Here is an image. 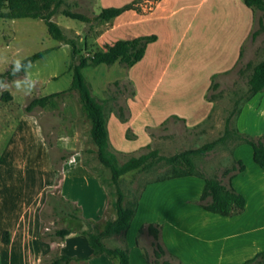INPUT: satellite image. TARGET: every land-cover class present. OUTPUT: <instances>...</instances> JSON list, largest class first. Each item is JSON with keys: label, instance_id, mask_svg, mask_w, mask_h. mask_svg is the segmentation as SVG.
<instances>
[{"label": "rangeland", "instance_id": "obj_1", "mask_svg": "<svg viewBox=\"0 0 264 264\" xmlns=\"http://www.w3.org/2000/svg\"><path fill=\"white\" fill-rule=\"evenodd\" d=\"M131 1L62 0L51 16L63 34L61 39L51 37L44 20L40 18H0V73L11 67V62L17 57L25 58L42 49L54 48L32 64L30 73L37 83L31 92L26 94L12 84L15 79L22 78L23 72L5 79L4 83L9 84V87L0 90V150L9 128L26 113L24 108L31 99L64 91L45 107L37 106L29 114L34 115L42 126L50 160L61 169L64 163L62 157L66 158L65 161L75 157L97 178L116 215L115 204L118 200L124 207H134L141 191L147 185L156 183L150 181L169 176L175 169L193 171L195 174L202 172L207 177L225 181L224 172L239 166L233 150L241 142L240 145L245 147L242 148L243 161L250 159L247 153L251 148L243 141L242 134L254 139L264 135V128L246 131L241 130L239 123L242 109L252 97L246 81L252 67L264 60L263 11H251L250 27L241 43V56L234 62L233 54L229 51L235 47L236 39L232 25L228 24H232L233 16L240 9L238 5H243L242 0H237L239 4L235 0H162L163 3L161 0H137L134 9L109 21L81 22L62 13L63 10H69L93 18L103 7L121 6ZM192 15L195 18L187 29ZM206 23H210V31L203 42L197 30ZM145 34H156L160 36L161 42L156 48H152L154 43L149 44L147 49L152 52L149 51L150 54L148 52L132 67L115 62L81 69L91 95L102 105L108 120L114 117L121 123L127 122L124 129L118 122L114 124V129L110 124L112 140L109 139L108 149L114 153L118 166L131 157L157 151V155L147 164L122 174L114 183L109 168L98 159L97 147L90 134L91 119L84 109L80 93L71 88L73 65L81 57L102 48L104 43ZM72 43L78 49L77 54L72 53ZM173 49L176 52L174 60L178 65L166 69ZM205 85L201 96L202 106L209 105L206 114L193 122L176 114L190 111ZM3 91L11 96L10 100H5ZM171 110L176 113L166 115ZM138 111L142 114L138 115ZM226 121L227 131L224 129ZM210 141H215L211 148L193 151ZM166 157L174 159L168 162ZM185 159L190 161L192 167L186 164ZM65 175L66 191L75 192L78 181L75 166H69ZM199 179L195 176L189 180L168 181L157 186L156 189L162 192L158 190L155 197H151L150 193L146 202L162 208H166L168 203H177L180 219H184L188 214L181 208L188 204L198 205L199 197L192 199L198 194ZM58 189V185L53 184L51 191L60 195ZM170 192L172 194L167 195ZM70 203L64 205L60 202V206L78 214L80 208ZM51 207L50 203L44 202V234L60 227H68L75 232L96 233V230H102L107 222L112 221L108 219L96 223L63 215L52 216ZM207 213L211 218H223L218 214ZM124 233H109L101 239L108 248H124L121 246ZM59 240L52 237L51 248L54 253H58L55 241ZM156 242L146 229L136 237V243L145 253L148 264H162L163 259L170 264H178L167 252L161 259L155 260L153 251ZM68 252L73 251L68 249Z\"/></svg>", "mask_w": 264, "mask_h": 264}, {"label": "crops", "instance_id": "obj_2", "mask_svg": "<svg viewBox=\"0 0 264 264\" xmlns=\"http://www.w3.org/2000/svg\"><path fill=\"white\" fill-rule=\"evenodd\" d=\"M235 3L239 4L237 0ZM239 6L240 9L233 16L232 24H228L232 25L236 39L235 47L229 51L233 54L232 62L238 59L242 40L249 30L252 19V10L244 4L238 5V8ZM194 18L193 15L190 16L187 29ZM220 21L222 25V18ZM209 31L210 23L197 30L203 42L206 41L205 36ZM157 37L158 40L153 42L152 48H156L161 42L160 36ZM147 48L144 57L149 51L152 52ZM174 51L175 49L170 51L166 69L172 66L176 68L178 65L174 60L176 53ZM206 86L199 93V99L190 111L184 114L171 110L166 115L176 113L190 122L204 116L209 108L208 104L202 106L201 95L204 94ZM138 112L140 115L141 112ZM116 122L123 129L127 123H121L111 117L107 121L110 140H112L110 124L114 129ZM239 123L241 130L264 128V90L254 94L243 107ZM240 144L234 148L233 156L236 162L238 160L243 162L245 169L237 173L231 183L245 197L244 211L230 217L222 216V219L211 218L207 213L209 211L198 205L188 204L181 208L188 215L180 219V208L177 203L171 202L166 208H162L159 205L155 207L153 204H147L146 200L150 193L151 197H155L159 190L156 189L157 186L173 180H189L195 176L172 178L147 185L138 197L136 212L124 233V243L121 244L129 248V264H147L141 247L136 243V237L139 230L145 229L149 223L161 226V237L167 250L177 255L185 264H242L264 249V171L253 161L250 145L251 151L247 153L250 159L243 161L242 148L245 147ZM73 165L77 171L78 181L75 192L70 193L65 189L67 179L65 171ZM55 176L57 174L51 165L49 146L42 126L34 115L22 114L9 128L0 150V264H41L42 258L52 252V241L41 237L44 222L40 217V211L44 206L47 192L52 190ZM201 179L197 181L198 194L192 200H196L202 192L204 181ZM59 194L80 208L77 215L81 221L97 223L116 219L117 215L108 203L105 190L94 174L75 157L62 164ZM171 194L172 192L167 193ZM3 231L9 233L8 243L2 241ZM59 239L55 241L58 246L57 254L91 256L89 264H116V259L107 253L92 256L93 249L85 234L73 232ZM68 249L73 252H68Z\"/></svg>", "mask_w": 264, "mask_h": 264}, {"label": "trees", "instance_id": "obj_3", "mask_svg": "<svg viewBox=\"0 0 264 264\" xmlns=\"http://www.w3.org/2000/svg\"><path fill=\"white\" fill-rule=\"evenodd\" d=\"M62 0H0V18L3 19H15V18H40L44 20L47 31L51 37L56 39L63 38V34L60 28L51 20V16L56 11L57 7L61 4ZM137 0H132L129 3H125L121 6H107L103 7L98 15H95L93 18L86 16L83 13L63 10L62 13L71 18L81 22H91V21H109L115 17L121 15L125 11L132 10L135 7ZM242 3L253 9H260L264 13V0H242ZM156 34H145L138 35L131 38L117 39L112 43H104L102 48L94 51L92 54L81 57L78 60V63L73 65V79H72V89H77L80 93L81 100L85 111L87 112L88 117L91 119V138L93 143L97 147V156L104 166L109 168L111 172L112 181L117 182L118 178L131 170L138 169L145 164L154 156L157 155V151L152 150L146 154H142L138 157H131L128 161L123 163L121 166H118L116 157L109 148V135L107 128L108 116L102 110V105L95 101L93 96L90 93L89 86L84 81L81 74V69L87 66L98 65V64H107L111 65L115 62L123 64L126 67H132L135 63L140 61L145 54L146 48L150 43H153L157 40ZM72 53L77 54L78 49L75 44L72 43ZM54 48L42 49L38 52H35L27 57L25 60L33 64L37 59L41 58ZM241 56V50L239 52L238 58ZM11 67L7 70L0 73V79H3V82L7 78H11L13 75L10 74ZM23 72V70L21 71ZM215 75V74H214ZM248 90L252 96L262 90H264V60L258 62L252 67L251 73L247 79ZM54 92L41 97H34L31 101L25 106L24 110L26 113H30L35 107H45L48 105L51 100L57 95L63 93ZM5 100H10L11 96L3 91ZM225 131H227V121L225 123ZM238 131H235L237 133ZM243 141L251 146L252 148V158L256 165H258L264 171V135L262 138L254 139L248 134H242ZM215 144V141H210L202 146L193 149L194 152H201L211 148ZM174 157H166V160L172 162ZM62 160H66L65 157H62ZM186 164L189 167H192L190 161L185 159ZM238 168L228 169L224 172L226 180H220L217 178H211L204 175L202 172H197L196 174L193 171H178L175 169L174 173L156 179L150 182L163 181L172 178L184 177V176H198L203 179L204 186L202 192L199 196L197 204L206 211H209L214 214H218L224 217H230L234 215L241 214L244 211L245 207V197L238 192L232 186V179L239 172H243L245 166L241 160L237 161ZM52 168L57 174L55 185H60L61 180V169L56 166L55 163L51 161ZM59 191V189H58ZM58 193V192H57ZM55 191H49L46 194V203L51 204L52 216H67L72 219L80 220L81 218L70 211L65 210L60 206L62 204H69L70 201L62 198L61 195H58ZM71 204V203H70ZM117 207V216L116 219L107 222L104 225L102 230H96V233L80 231V233L85 234L90 246L92 247V256H98L102 253H107L112 257L117 259V264H129V248L128 247H114L108 248L105 246L101 238L106 236L109 233H118L121 231H126L130 225V222L136 212L137 202L134 207H124L121 205V201L116 202ZM40 217L43 221L45 218L42 215V209L40 211ZM89 222V221H88ZM47 227V226H45ZM145 229L149 234L152 235L153 239L157 241L155 243V249L153 251L155 260L162 258L164 253L176 259L178 264H185L182 260L175 254L169 252L164 245L161 237V226L159 224L149 223L146 225ZM143 230L140 229L139 233ZM72 229L68 227L56 228L52 233L41 232V237L44 240L52 241V237L64 238L69 234L73 233ZM49 238V239H48ZM2 241L4 243L9 242V233L8 231H3ZM144 259L147 262V257L143 252ZM90 257H77L67 254H57L49 252L46 256L42 258L41 264H74L82 262L81 264H87V260ZM162 264H170L166 259L162 260ZM242 264H264V249L255 253V255L249 259H246Z\"/></svg>", "mask_w": 264, "mask_h": 264}, {"label": "clouds", "instance_id": "obj_4", "mask_svg": "<svg viewBox=\"0 0 264 264\" xmlns=\"http://www.w3.org/2000/svg\"><path fill=\"white\" fill-rule=\"evenodd\" d=\"M32 68L31 62L25 60L23 57H17L11 62V71L10 74L15 76L17 73H20L23 70L24 75L22 78L15 79L12 81V84L17 90H21L26 94L31 92L35 87L37 81L34 79L30 73ZM9 84L4 83L3 79H0V90L7 89Z\"/></svg>", "mask_w": 264, "mask_h": 264}]
</instances>
